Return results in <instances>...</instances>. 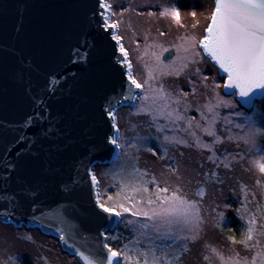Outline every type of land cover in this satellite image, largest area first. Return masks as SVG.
I'll list each match as a JSON object with an SVG mask.
<instances>
[{
    "label": "rangeland",
    "instance_id": "1",
    "mask_svg": "<svg viewBox=\"0 0 264 264\" xmlns=\"http://www.w3.org/2000/svg\"><path fill=\"white\" fill-rule=\"evenodd\" d=\"M108 3L107 20L118 25L115 34L130 53L131 75L143 87L132 105H121L115 112L118 129L115 140L118 151L121 148L120 177L112 180L101 164L93 167L99 201L106 206L114 202L117 211H122L120 205L132 211H151L160 207L156 199L158 189L167 188L168 192L161 195L170 196L178 189L179 195L197 202L200 226L194 232L179 231L183 238L164 236L167 226L159 219L122 213L132 224L136 222L137 240L146 249H138L134 254L141 264L145 253L149 261L153 253L160 257L161 264L165 258L173 260L174 250L181 243L184 247L175 264H237V260L239 264H252L257 252L264 253V235H259L264 232V173L254 164L264 157V135H254L253 131L264 129L255 112L247 111L235 95L223 90L224 75L199 45L214 1L108 0ZM172 9L178 11V21L173 19ZM169 49L172 54L163 58ZM149 69H153L151 78ZM161 86L166 101L158 98ZM144 96L149 99L144 100ZM220 100L230 106H217ZM209 106L213 107L212 112L208 111ZM254 107L264 113V97L255 100ZM161 108L165 115L158 114ZM169 112L173 113L172 118H168ZM177 114L183 119L176 120ZM237 124L242 127H236ZM205 128L215 135H207ZM217 136L222 142L214 143ZM249 136L254 137L255 145L239 139ZM197 138L200 144L211 148L199 147ZM144 188L148 191H143ZM126 189L132 191L128 199L123 196ZM198 190H203L204 195L197 196ZM149 198L156 203L149 205ZM227 217L234 218L232 229L221 227ZM253 218L255 232L249 247H245L240 241L246 238L248 222ZM144 224L148 227L144 228ZM153 225L160 228L159 233ZM172 227L176 232L177 226ZM229 237H234L235 242ZM242 258H247L246 262ZM0 264L81 263L74 254L62 249L56 236L44 234L38 227L0 221ZM255 264H262L261 257H257Z\"/></svg>",
    "mask_w": 264,
    "mask_h": 264
},
{
    "label": "water",
    "instance_id": "2",
    "mask_svg": "<svg viewBox=\"0 0 264 264\" xmlns=\"http://www.w3.org/2000/svg\"><path fill=\"white\" fill-rule=\"evenodd\" d=\"M102 2L0 0V221L56 236L81 264H108L115 250L118 216L99 207L93 167L114 160L115 112L140 92L115 28L101 26ZM235 97L251 108L264 90Z\"/></svg>",
    "mask_w": 264,
    "mask_h": 264
},
{
    "label": "snow or ice",
    "instance_id": "3",
    "mask_svg": "<svg viewBox=\"0 0 264 264\" xmlns=\"http://www.w3.org/2000/svg\"><path fill=\"white\" fill-rule=\"evenodd\" d=\"M215 8L213 9L210 16V23L205 29L206 34L202 39L199 40V45L207 57L218 66L219 70H222L227 75V82L224 87L232 89V95H238L241 98L249 97L256 90H264V0H214ZM101 7L108 9L110 6L106 3V0L101 3ZM173 15V19L178 21L179 14L175 9L170 10ZM166 14V13H162ZM102 27L104 29L115 28L118 25L109 24L107 22L106 13H102ZM113 39L120 41V37L113 36ZM192 39H195L193 37ZM119 51L122 54V63L128 69L127 79L136 89L143 87L135 77L131 75V62L127 59L128 53L124 49L123 45L119 46ZM155 55V54H153ZM198 55V53H197ZM156 60L159 63L160 58L157 55ZM147 67V65H146ZM166 67V66H165ZM186 68L187 65H183ZM158 70V69H157ZM182 70V69H181ZM199 71V69H197ZM153 69L148 70L149 77H152ZM163 75H170L173 73L163 72ZM179 74V72H175ZM159 99L167 100V95L161 86L157 90ZM144 100H148V96L143 97ZM224 104L230 106L229 102L218 101L217 106ZM164 107H167L165 103ZM209 112L213 111V107L209 106ZM113 115V113H109ZM159 115H165L163 108L159 109ZM168 118H172L173 113H167ZM176 120L183 119L180 115H175ZM189 123V127H191ZM199 127V125H197ZM236 127H242V125L237 124ZM204 131L209 136H214L215 133L205 128ZM254 135H264V130L256 128L253 130ZM195 136V133H191ZM229 139H233L229 137ZM239 139L244 140L245 143H251L255 145V139L253 136L249 137H239ZM222 142L220 137H216L214 143ZM111 143L116 145L117 141L115 139L111 140ZM178 143H184L183 141H178ZM197 145L202 148H211L208 144H200L199 139L196 141ZM211 160L212 157H209ZM256 168L264 173V157L259 161L254 162ZM227 166V165H226ZM92 180L96 183V178L93 175ZM259 183V181L257 182ZM143 191L147 192L148 189L144 188ZM167 188H160L156 193V199L160 201V207L158 209H152L151 211H132L131 208L120 205L122 211H117L115 207H107L104 204H100L99 207L103 211L113 214L115 216H121L123 212H131L133 216H143L149 220L159 219L163 225L167 226V230L163 233L164 236L183 238L179 236V231L188 230L196 231L201 223V218L199 215V208L197 202L194 200H189L185 196L179 195V190L173 191L171 195H161V193H167ZM197 196H203V190H198L196 192ZM111 199V197L109 198ZM149 205L156 203L155 200L149 198L147 200ZM131 223V222H130ZM249 227L247 229L246 238L240 243L244 244L245 247H249V241L253 239L255 228V218L249 220ZM173 225L177 226V231L174 232ZM144 228L148 225L144 224ZM156 231L159 233L160 228L153 225ZM259 235H264V232L259 233ZM235 242L234 237H229ZM187 251V248H185ZM215 252V249H212ZM121 252L109 249L107 254L108 264H113V260L121 256ZM125 256L126 262H131V264H141L140 260H132V257L123 254ZM143 264H161L160 257L153 253L151 261L147 258V254H143ZM217 255H220L217 253ZM239 256V254H237ZM257 257H261L262 264H264V253L257 252L256 256L252 258V264H255ZM88 261V264H94L93 260L89 257H84ZM179 255L174 257V261H179ZM204 259H208L207 256ZM221 260L224 257L220 256ZM232 258L230 257L229 260ZM247 260V258H242ZM173 260H168L165 258L164 264H174ZM237 264L239 261L237 260Z\"/></svg>",
    "mask_w": 264,
    "mask_h": 264
},
{
    "label": "trees",
    "instance_id": "4",
    "mask_svg": "<svg viewBox=\"0 0 264 264\" xmlns=\"http://www.w3.org/2000/svg\"><path fill=\"white\" fill-rule=\"evenodd\" d=\"M245 109L250 112H255V115L259 116V118L261 119L262 127L264 129V113L261 110H256L254 105L251 108H245ZM120 150L121 148L119 149L118 151L119 153L116 154L114 160L111 163L101 164L102 167L105 168V172L108 173V175L112 176V180L118 179V177H120L121 162L118 161L119 156H120ZM129 171L134 173L132 169H129ZM123 193H124L123 196L127 199L132 195L131 189L123 190ZM117 198H119V196ZM114 206H115V203L113 202V203H110L107 207H114ZM233 223H234V218L227 217L224 219V222L221 223V227L222 228L227 227V229L228 228L232 229ZM134 226H136V222H134V224H132V222L130 223V221L126 219V216L122 214L121 216H118L117 224L115 225V227L112 230H109L107 232L109 245L113 249H115L117 252L122 253V255L119 256L120 264H126L125 256L123 254H126L132 257V260L135 261L137 259L136 257H134V254L135 252L138 251V249L139 250L142 249V251H146L144 245H142L137 240V236L134 231ZM183 244L184 243L177 245L176 250H174L173 261H174L175 256L180 255L181 248L184 247ZM175 262L176 261H174V264ZM129 263L131 264V262Z\"/></svg>",
    "mask_w": 264,
    "mask_h": 264
},
{
    "label": "bare ground",
    "instance_id": "5",
    "mask_svg": "<svg viewBox=\"0 0 264 264\" xmlns=\"http://www.w3.org/2000/svg\"><path fill=\"white\" fill-rule=\"evenodd\" d=\"M106 3L109 5V3H108V0H106ZM110 6V5H109ZM106 10H110V7L108 8V9H106ZM108 21L111 23V24H115L116 25V22H114V21H111V19H108ZM125 49V48H124ZM127 50V49H126ZM127 53H128V56H127V59L130 61V53H129V51L127 50ZM131 62V61H130ZM98 192V191H97ZM98 195H99V192H98Z\"/></svg>",
    "mask_w": 264,
    "mask_h": 264
}]
</instances>
